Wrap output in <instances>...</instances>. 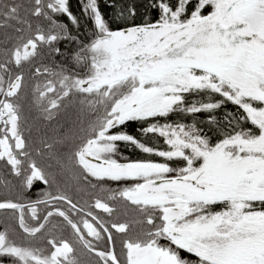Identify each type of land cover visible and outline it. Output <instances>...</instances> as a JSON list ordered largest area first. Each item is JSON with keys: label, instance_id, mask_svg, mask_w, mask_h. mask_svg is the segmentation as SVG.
<instances>
[{"label": "snow or ice", "instance_id": "1", "mask_svg": "<svg viewBox=\"0 0 264 264\" xmlns=\"http://www.w3.org/2000/svg\"><path fill=\"white\" fill-rule=\"evenodd\" d=\"M0 264H264V0H0Z\"/></svg>", "mask_w": 264, "mask_h": 264}, {"label": "trees", "instance_id": "2", "mask_svg": "<svg viewBox=\"0 0 264 264\" xmlns=\"http://www.w3.org/2000/svg\"><path fill=\"white\" fill-rule=\"evenodd\" d=\"M72 3L75 5V3H76V0H72Z\"/></svg>", "mask_w": 264, "mask_h": 264}]
</instances>
